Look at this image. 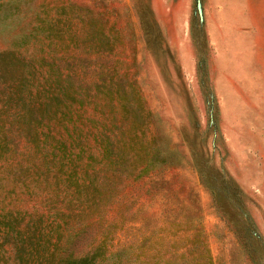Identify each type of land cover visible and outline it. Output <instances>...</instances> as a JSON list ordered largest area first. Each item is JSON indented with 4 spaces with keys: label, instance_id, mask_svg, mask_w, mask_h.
Here are the masks:
<instances>
[{
    "label": "rangeland",
    "instance_id": "rangeland-1",
    "mask_svg": "<svg viewBox=\"0 0 264 264\" xmlns=\"http://www.w3.org/2000/svg\"><path fill=\"white\" fill-rule=\"evenodd\" d=\"M57 17L64 43L42 31ZM1 52L28 86L69 89L95 170L97 123L128 162L75 191L59 115L46 147L15 135L0 152V214L117 264H264V0H0ZM0 264H15L6 247Z\"/></svg>",
    "mask_w": 264,
    "mask_h": 264
},
{
    "label": "trees",
    "instance_id": "trees-1",
    "mask_svg": "<svg viewBox=\"0 0 264 264\" xmlns=\"http://www.w3.org/2000/svg\"><path fill=\"white\" fill-rule=\"evenodd\" d=\"M63 13L65 15V12ZM59 19L57 17L51 23L45 20L48 27L42 31L45 39H58L59 42L64 43L66 39L63 34L64 28L60 27L61 19ZM34 36L35 30H31L28 39ZM8 56H12V53L1 52L0 61L4 63V59ZM19 65L21 69L16 72L8 65L0 68V78L5 80L8 76L15 78L10 86H0V152L8 147L6 142L13 140L15 135L33 142L37 148H40V143L46 147L50 140L57 139V133H54L51 124L52 120L59 115L64 118L69 116L70 121L68 119L65 121L63 118L55 123L59 127L58 132L62 135L65 133L68 138L57 141V147L63 148L66 152L70 151L71 171L68 174V181L72 182L75 191L81 192L84 189L86 194L95 193L99 188L97 186L99 174L103 170L110 174L111 179L123 175L128 159H125L121 141L111 127L104 123L103 127H99L102 123H97L90 130L93 144L102 152L101 167L95 170L92 163L98 159L93 153L88 152L89 145L84 144L87 140H83L84 124L81 123L79 111H72L66 104L70 98L69 89L65 85L61 86L64 84L61 80L56 82L60 85L58 88L28 86L30 76L28 78L26 76L24 62H20ZM114 125L112 126L117 129V124ZM84 156L86 162L83 160ZM147 159L148 166L155 160ZM77 167L84 171L87 178L75 177ZM19 213L7 211L0 214V247H6L14 255L15 264H31L32 252H39L42 248L47 250L46 260L33 264H117L109 261L107 248L102 243L80 256L67 252L66 245L69 240H64L63 234H56V238L55 234L42 236L40 230L37 233L38 226L19 218Z\"/></svg>",
    "mask_w": 264,
    "mask_h": 264
}]
</instances>
